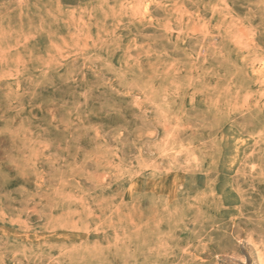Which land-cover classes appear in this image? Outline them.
<instances>
[{
	"label": "rangeland",
	"instance_id": "1",
	"mask_svg": "<svg viewBox=\"0 0 264 264\" xmlns=\"http://www.w3.org/2000/svg\"><path fill=\"white\" fill-rule=\"evenodd\" d=\"M0 264H264V0H0Z\"/></svg>",
	"mask_w": 264,
	"mask_h": 264
}]
</instances>
